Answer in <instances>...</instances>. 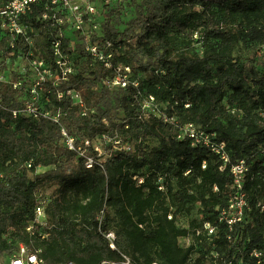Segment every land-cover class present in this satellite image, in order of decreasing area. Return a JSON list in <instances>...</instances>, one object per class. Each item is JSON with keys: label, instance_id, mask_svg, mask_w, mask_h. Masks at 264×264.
Returning <instances> with one entry per match:
<instances>
[{"label": "trees", "instance_id": "1", "mask_svg": "<svg viewBox=\"0 0 264 264\" xmlns=\"http://www.w3.org/2000/svg\"><path fill=\"white\" fill-rule=\"evenodd\" d=\"M5 3L0 0V9ZM33 12L24 22L37 32L34 51L52 64L50 41L58 28L41 24L38 9ZM100 34L113 45L114 63L131 68L141 96L131 87L103 88L101 82L112 72L75 45L85 65L56 89L47 87L53 93L45 106L58 113L76 146L89 141L85 150L93 157L91 168L67 150L59 124L22 114L13 118L11 112L22 107L20 95L9 85L0 87V256H12L22 244L38 250L46 264H189L191 257L200 262L204 254L224 247L223 226L210 243L183 248L179 241L200 222L217 224L216 208L232 194L229 166L219 171L214 154L191 147L188 138L176 139L177 128L161 117L142 121L140 103L148 95L180 125L193 124L224 143L232 163H247L243 189L250 211L233 236L240 246L264 248V210L256 207L264 199V123L259 118L264 112V0H114L101 9ZM61 42V50L71 54L69 40ZM244 44L251 52L246 60L239 50ZM6 52L0 30V70ZM73 88H80L93 114L81 116L69 97L57 100L56 90ZM101 136L118 137L132 148L107 144L97 156L92 144ZM146 140L157 144L146 149ZM158 174L167 179L165 192L157 190ZM50 186L56 188L46 197L41 227L33 223L34 208ZM193 211L198 221L177 226L178 214ZM109 232L113 249L105 237ZM234 257L233 264H245Z\"/></svg>", "mask_w": 264, "mask_h": 264}, {"label": "built area", "instance_id": "2", "mask_svg": "<svg viewBox=\"0 0 264 264\" xmlns=\"http://www.w3.org/2000/svg\"><path fill=\"white\" fill-rule=\"evenodd\" d=\"M111 1L114 0H6V3L0 9V30L6 38L7 52L22 53L30 66V74L24 71L21 74H16L15 79H12L14 77L7 79L4 70H0V87L4 84L9 85L20 95L22 107L11 112L13 118L22 114L34 120L44 118L60 125L58 113L47 110L45 106L38 105L37 99L40 95L53 93V89H47L49 85L56 89L60 81H66L71 75L75 74L73 67L70 65L71 54H66L61 50L62 39L69 40L70 46H72L71 42L74 46L82 45L83 52L91 61L99 63L104 69L112 72V77H108L101 82L103 88L108 91H116L131 87L136 90V95L141 96L138 80L133 77L131 68L123 64H115L113 45L109 41L99 38L101 36V9L111 4ZM98 4L102 6L100 10ZM34 9H38L39 12L37 15L38 22L58 28V35L50 41L52 64H49L35 53L34 39L37 32L33 26L24 22V19L29 18L34 13ZM16 46H23L24 49L15 51ZM55 92L58 101L64 96L69 97L72 105L77 106L81 116L94 113L93 110L86 107L80 88L68 89L65 92L56 90ZM0 108H2L1 99ZM160 109V104L155 101L152 95L144 96L140 103L139 118L146 121L151 115H154L161 117L164 122L172 124L178 131L176 139L185 140L188 138L191 141V147L207 149L221 163L219 171H223L226 166H229V174L233 179L231 196L224 206L216 208L217 224L200 222L193 229L191 235L180 239V241L186 243L185 246H182L183 248L195 246L196 243H201L202 240L210 243L217 237L220 227L223 226L226 230L224 247L204 254L200 262L191 257L189 264H233L234 255L236 254L240 256L245 264L250 262L261 264L264 262V248L240 246L237 243V237L233 236L235 227L244 221L250 211L247 194L243 189V181L250 171L249 166L244 160L232 163L224 143L214 141L212 136L204 134L193 124L180 125L175 118L166 116ZM259 118L264 123V112L259 113ZM103 122L106 121L103 120ZM60 134L67 150L76 152L78 156L85 158V167L91 168L93 157L87 155L85 150L90 145L89 141H84L83 145L76 146L74 137L69 135L61 125ZM99 140L111 144L114 149L131 150L130 145L118 137L101 136L96 139L98 142ZM92 147L97 156L102 155L103 152H101L98 145L92 144ZM26 166L29 168L30 164ZM204 168L203 163L202 169ZM142 180V178L138 179V183H142ZM155 184L158 191L165 192L167 188L165 175L158 174ZM37 200L33 223L43 227L46 225L45 204L47 198L38 195ZM256 207L262 212L264 210V199L259 200ZM167 218L168 220L172 219V214H168ZM32 227L33 224H30L26 230L31 232ZM105 237L110 242V248L113 249V233L109 232ZM190 241L193 242L190 243ZM226 251L229 252L231 257L226 255ZM8 264L46 263L39 257L38 250L30 251L24 245L19 244L18 250L8 257Z\"/></svg>", "mask_w": 264, "mask_h": 264}, {"label": "rangeland", "instance_id": "3", "mask_svg": "<svg viewBox=\"0 0 264 264\" xmlns=\"http://www.w3.org/2000/svg\"><path fill=\"white\" fill-rule=\"evenodd\" d=\"M113 1H111L110 3H112ZM100 5V6H99ZM99 10L101 9V4H98ZM129 9L128 7L126 8V15L124 17V19L126 18V16L128 15ZM72 46H71V56H70V65L73 67L74 72L77 73L79 72V70L84 67L85 65V57L81 56L78 52L75 51L74 45L71 42ZM240 50V55L241 57H244V60H246V58H249L251 56V52L249 50V48L244 44L242 48L239 49ZM3 62H4V73L7 79L16 76V74H21L24 71H27L28 74H30L29 72V68L30 66L28 65V62L26 60V58L24 57V55L20 52H16V53H11V52H7L3 55ZM52 94H44V95H40L37 99V103L40 106H46L47 103L50 102V98H51ZM160 108V107H159ZM162 109V108H161ZM93 144L95 146H99L101 152H103V147L106 146L108 143H106L104 140H99L98 141H94ZM144 147H146V149L151 148L152 146H155L157 144V142L155 140H146L143 141ZM130 146H132V144H130ZM132 148V147H130ZM40 154L44 157L47 158V156L45 154H43L42 152H40ZM42 169H38L37 172H41ZM31 176V175H30ZM173 179H171L170 177V182H172ZM173 185V184H172ZM56 186H50L47 187L43 190L44 195L43 196H51L54 193ZM191 220H199L198 219V214L196 213V211H193L191 215H186L184 213L178 214L177 218H176V224L179 227L182 228H187L189 225V222ZM193 241H190V243H192ZM181 246H185L186 243H183L182 241H179ZM0 264H8V258L5 256H0Z\"/></svg>", "mask_w": 264, "mask_h": 264}]
</instances>
